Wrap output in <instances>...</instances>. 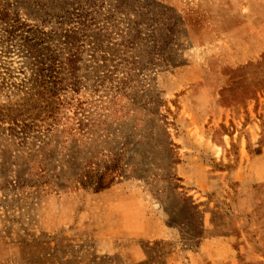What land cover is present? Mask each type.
Here are the masks:
<instances>
[{
	"label": "rangeland",
	"instance_id": "1",
	"mask_svg": "<svg viewBox=\"0 0 264 264\" xmlns=\"http://www.w3.org/2000/svg\"><path fill=\"white\" fill-rule=\"evenodd\" d=\"M4 11L0 264H264V0Z\"/></svg>",
	"mask_w": 264,
	"mask_h": 264
},
{
	"label": "trees",
	"instance_id": "2",
	"mask_svg": "<svg viewBox=\"0 0 264 264\" xmlns=\"http://www.w3.org/2000/svg\"><path fill=\"white\" fill-rule=\"evenodd\" d=\"M0 24L5 26L4 31L9 36V38L18 37L19 34L21 36L23 34H26V36L22 40H23V42H26L25 40H27L29 42L30 34H31L32 30L26 29L27 25L20 22V19H18L17 17L10 18V15L8 12H5V11L1 12L0 13ZM37 33L40 35L43 32L38 31ZM36 39H38V38H36ZM28 42L26 43L27 45L30 44ZM105 189H108V187L107 186L106 187L105 186H99V184H98L97 188H96V193H100Z\"/></svg>",
	"mask_w": 264,
	"mask_h": 264
},
{
	"label": "crops",
	"instance_id": "3",
	"mask_svg": "<svg viewBox=\"0 0 264 264\" xmlns=\"http://www.w3.org/2000/svg\"><path fill=\"white\" fill-rule=\"evenodd\" d=\"M118 201H120V202L124 201L125 204H121V203L118 204L116 199H110V201H107V202H109V205L112 207V211H115L117 213H122L125 216L126 229L128 230L129 229V215H131L132 217L134 216V213H135L134 206L129 204L128 199H120ZM107 204L108 203H106V205ZM114 207H116V209ZM138 218H139V216H138ZM131 224H132L131 226L134 225L133 221L131 222Z\"/></svg>",
	"mask_w": 264,
	"mask_h": 264
}]
</instances>
